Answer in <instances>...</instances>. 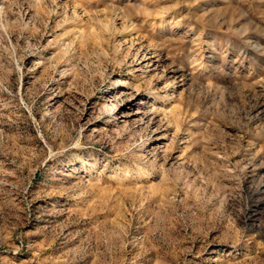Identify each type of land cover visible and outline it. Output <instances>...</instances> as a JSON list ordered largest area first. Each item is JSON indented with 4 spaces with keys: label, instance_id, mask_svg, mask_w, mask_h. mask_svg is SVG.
<instances>
[{
    "label": "rangeland",
    "instance_id": "obj_1",
    "mask_svg": "<svg viewBox=\"0 0 264 264\" xmlns=\"http://www.w3.org/2000/svg\"><path fill=\"white\" fill-rule=\"evenodd\" d=\"M0 264H264V0H0Z\"/></svg>",
    "mask_w": 264,
    "mask_h": 264
},
{
    "label": "bare ground",
    "instance_id": "obj_2",
    "mask_svg": "<svg viewBox=\"0 0 264 264\" xmlns=\"http://www.w3.org/2000/svg\"><path fill=\"white\" fill-rule=\"evenodd\" d=\"M143 58H144V56H143ZM121 94H123L122 92H121ZM113 103L115 104V100H111V105L113 106ZM117 107V106H116Z\"/></svg>",
    "mask_w": 264,
    "mask_h": 264
}]
</instances>
